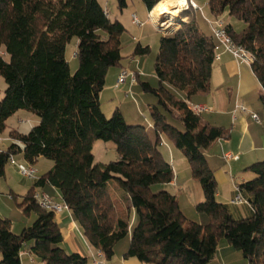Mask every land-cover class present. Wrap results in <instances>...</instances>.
I'll use <instances>...</instances> for the list:
<instances>
[{"label":"trees","instance_id":"16d2710c","mask_svg":"<svg viewBox=\"0 0 264 264\" xmlns=\"http://www.w3.org/2000/svg\"><path fill=\"white\" fill-rule=\"evenodd\" d=\"M162 1L143 0L149 12ZM117 2L121 10L128 6V0ZM208 7L211 18L228 11L244 23L237 31L226 21L235 42L254 54L252 67L264 87V0H209ZM180 16L177 28V21L171 27L176 30L160 40L155 61L159 87L141 83L158 98L151 108L153 137L145 126L129 124L119 108L111 117L102 110L108 72L122 65L125 27L110 18L99 0H0V75L7 83L0 99V132L21 109L40 118L28 133L10 131L13 142L0 150V178L15 154L34 165L41 157L54 161L19 203L24 212L35 211L34 223L15 233L11 219L0 215V264H23L27 246L41 264H87L88 257L64 248L57 214L38 205L35 193L46 185L60 191V201L69 205L84 237L108 260L131 233L125 256L147 264H209L223 238L249 264H264V160L248 167L255 177L234 191L251 212L234 214L217 197L218 181L205 154L231 132L195 114L188 104L211 90L217 42L196 14L188 10ZM74 37L79 67L72 74L66 47ZM149 52L150 46L140 42L134 49L137 55ZM261 99L264 103V94ZM164 135L184 152L202 185L204 200L196 208L210 217L206 224L189 220L169 189L153 190L173 181L172 163L160 149ZM99 139L115 143L118 159L95 161L93 144ZM117 196L127 200L126 211L117 206Z\"/></svg>","mask_w":264,"mask_h":264},{"label":"rangeland","instance_id":"374dc122","mask_svg":"<svg viewBox=\"0 0 264 264\" xmlns=\"http://www.w3.org/2000/svg\"><path fill=\"white\" fill-rule=\"evenodd\" d=\"M99 1L105 10L109 11V16L111 19H118L125 27V32L121 36L123 55L122 65L113 66L108 72L105 87L100 94L102 110L107 117H111L114 111L119 108L129 124L143 125L148 129L152 136L155 137L154 121L151 115V108L152 106L158 104V98L153 93L144 91L141 83L148 82L153 87H159L160 85L159 78L155 71V61L159 52L160 40L164 34L161 31H158L153 25L152 21L149 19V10L147 9L143 0H128V6L122 10L119 8L117 0ZM163 1L170 3L176 0ZM196 2L203 9V12L209 16V0H196ZM189 11H191V13L194 15H197V19L201 28L208 34H212V28L205 20L202 11H196L195 9ZM133 14H136L141 22H143L142 26L133 23ZM222 18L227 22H229L231 18L233 19L228 11L224 13ZM177 23L174 26H176ZM232 24L237 31L242 29L244 26V23L238 19H233ZM139 39H141L140 43L143 46H150V52L148 54H134V49L137 43H139ZM77 47L78 38L76 37H74L66 47V57L70 64L72 74H74L79 67V59L76 55ZM122 66L127 68V70L132 73H139V81L133 85H131L128 81L125 84L117 86V79ZM6 88L7 83L4 77L0 75V99L3 98ZM178 93L180 96H183L184 94L181 91H178ZM193 101L196 103V99H193ZM252 104V110L254 111L253 113H256L260 117V122L256 123L255 120L254 122L260 129V140L264 141V103L260 100L259 95H257L254 97ZM207 115L208 114L205 113L203 114V117ZM39 122L40 118L36 113L26 109L17 111L11 118L8 119L6 129L0 132V142L2 143L5 141L4 143L11 144L13 142V140H10L11 130L16 129L22 133H28L32 127L38 125ZM173 124L179 127V129L183 130V126L179 122L175 121ZM240 134L242 133L240 132ZM236 139L237 138H235V140ZM163 144L165 146L162 147V150L165 153L167 159L171 161L174 168V181L177 180L179 173L185 182H183L184 184H182V186L180 184L176 185L174 183L172 185L158 184L153 186V190L159 191L163 188L169 189L171 192L177 195L180 207L189 220L196 221L201 224L208 223L210 220L208 214L200 212L196 208V205L204 200V192L199 180L194 178L192 175L191 165L188 158L184 152L172 142L163 141ZM244 148H246V146ZM217 150V148L211 150V156L208 158L209 164L214 170L223 167L227 171V181L221 182L219 178L217 179L218 189L222 195L221 198L218 197V199L224 203L225 200L228 201L231 199L232 189H236L235 185L255 177V174L250 169H248V167L255 162L264 160V149L253 151L251 155L246 153L243 154V150L238 147L227 148V150H225L232 151L235 153L234 155H240V160H228L226 159L225 153L223 151ZM93 153L95 155V161L101 163H108L118 159L119 157L116 145L113 141H104L100 139L96 140L93 144ZM14 159L15 162L11 160L7 164L5 176L0 178V215L11 219L12 224H15L16 226V230L21 232L25 223H29L30 226L36 219L35 217L37 214L35 211L26 213L19 205L23 197L27 195L33 186L34 181L32 179L23 177L18 171V165H29V163L24 159L23 155L20 153L15 154ZM53 166L54 161L45 157L39 158L35 163V168L38 170L40 175L49 171ZM111 184L115 185L116 182L113 180L111 181ZM48 190L49 187L46 189V191ZM116 204L119 206V208H122L124 211H126V199H122L120 196H117ZM133 214L134 212L132 213V216ZM130 239L131 236L129 235V237L121 240L116 246V251L118 252L126 247L127 243L130 242ZM228 244L229 243L226 238L221 239L219 247L223 253L221 251H219V253L216 252V258L220 257L221 252L224 257L230 260V264H249L247 259H245L242 255V252L235 249L234 247H231L230 250H232V254L229 256V252L226 251V249H222L223 246Z\"/></svg>","mask_w":264,"mask_h":264},{"label":"crops","instance_id":"0c3cea01","mask_svg":"<svg viewBox=\"0 0 264 264\" xmlns=\"http://www.w3.org/2000/svg\"><path fill=\"white\" fill-rule=\"evenodd\" d=\"M154 9L155 7L153 8V10ZM153 10L151 11L152 13L154 12ZM151 12H149L148 15H149V19L153 23L154 19L153 20L151 19V15H152ZM233 19L236 18L233 17ZM233 19L231 18V20L229 21L231 24L233 22ZM139 42H141V39H139ZM216 54L219 56V58H216L213 64L211 90L205 94L195 95L190 100H188V102H191L193 104L208 106L209 110L201 114L202 116L205 113L208 114L207 116L204 117V119L214 125L222 126L223 128L231 132V136L228 139H220L215 141L205 151V153H207L206 157L208 162L211 156L210 152L215 148L218 149L217 151H223L225 154H227V153H233L232 151H225L227 150V148L238 147L241 150H243L242 151L243 154L246 153L249 155H251L253 151H256L258 149H264L263 146L264 141L260 140L261 137V134L259 133L260 129L256 126L255 124L256 121L254 122V119L252 117V114H254L253 113L254 111L252 110L253 108L252 101L254 100V97L259 95L260 100L262 101L261 96L264 93V87L261 81L259 80L257 74L255 73L252 65L239 62L233 56V54L228 52L222 45H220L219 48L216 50ZM122 69H127V68L122 66L121 70ZM184 96L185 95L183 94V97ZM193 99H196L195 101L196 103H194ZM238 105L245 106L246 111H242L238 109L237 108ZM240 132L242 134H240ZM235 138L237 139L235 140ZM163 141L164 142H168V141L172 142V141L166 135L162 137L160 149L164 157L167 159L165 153L162 150V147L165 146L163 144ZM4 142L2 143L0 142V150L6 149L10 145V143H4ZM245 146L246 148H244ZM238 156H239L238 160H240L241 157L240 155ZM167 160L170 161L169 159ZM214 172L216 178L217 179L219 178L221 182L228 180L227 171L223 167L215 169ZM183 182L185 181L181 178L180 174L178 173L177 180L174 181L173 179V181L167 185H172L174 183L176 185L180 184L182 186V184H184ZM236 186L237 185H235V187ZM48 187L49 190L46 191ZM42 189L51 196H54L55 198L57 197L58 199L56 198V200L60 201L61 199L60 191L56 187L51 185H46ZM234 191L235 189H232L230 200L226 201L225 199H223L225 200L224 203H226L233 211V213L236 215L249 214L251 210L248 205L232 202V199L234 197ZM221 196H222L221 193L218 191L217 197L221 198ZM57 221L64 235V241H63L64 248L68 252H77L83 256L88 257L87 264H92L93 255L95 254L96 249L92 247L87 241V239L84 237L82 229L78 221L76 220L74 214L68 211H63L57 214ZM135 222H136V214L134 212L131 220V226L134 225ZM26 226H29V223H25L24 227ZM12 229L15 233H20V231L16 230L15 224H12ZM129 235L131 236V233ZM129 235L127 237H129ZM220 243L221 240L219 241V245L217 249L218 253L219 251H221V248L219 247ZM129 245L130 242H128L126 247H124L118 252L116 251V247H115V254L113 258L109 260L104 258V263L105 264H147L140 261L136 257L125 256V253L129 248ZM228 245L223 246L222 249H226V251L229 252L228 254L230 256V254H232L231 252L232 250L230 249L233 246L230 243ZM221 252L223 253V251ZM221 252H220V257L216 258L215 256L214 259L209 264H216V263L230 264L229 262L230 260L224 257L221 254ZM21 259L23 264H41L40 259L30 251L29 246L23 249L21 253Z\"/></svg>","mask_w":264,"mask_h":264},{"label":"built area","instance_id":"2783aa9c","mask_svg":"<svg viewBox=\"0 0 264 264\" xmlns=\"http://www.w3.org/2000/svg\"><path fill=\"white\" fill-rule=\"evenodd\" d=\"M185 1H186V4L179 11L180 14L185 11L191 10V9H195L196 11L197 10L202 11L205 20L210 24L212 28V34L217 42V49L219 48L220 45H222L228 52L233 54V56L239 62L252 65L255 59L254 54L250 52L247 48H245L243 45H240L237 42H235V40L233 39V37L231 36V34L229 33L227 29L226 20H224L223 18L209 17L203 12V9L199 6L196 0H185ZM151 19L153 20L152 15H151ZM183 20H187V18H184ZM132 21L136 25H140V26L143 25V22H141V20L138 18L136 14H133ZM216 58H219L217 54H216ZM139 78H140L139 73L137 72L132 73L128 71L127 69H122L117 79V86L121 84H125L128 81L131 85H133L139 81ZM188 104L190 108L192 109V111L198 115L209 110V107L205 105H197L191 102H188ZM237 108L242 111H246V107L243 105H238ZM252 117L256 122H260V118L256 113H254ZM225 157L228 160L230 159L238 160L239 159V156L234 155L233 153H227L225 154ZM11 160L14 161V158H12ZM18 171L23 177H26L32 180H36L39 177L38 170L35 168V165L31 163H29L28 166L18 165ZM237 189H238V186H236L235 190ZM35 199L41 208L49 210V211H53L56 214L63 212L65 210L72 213L68 204H66L63 201L55 200L51 195H49L45 191H42V190L36 191ZM232 202L240 204V203H244L245 200L238 193L237 195L233 197ZM92 264H105L104 255L101 250L96 251L95 254L93 255Z\"/></svg>","mask_w":264,"mask_h":264},{"label":"bare ground","instance_id":"6f19581e","mask_svg":"<svg viewBox=\"0 0 264 264\" xmlns=\"http://www.w3.org/2000/svg\"><path fill=\"white\" fill-rule=\"evenodd\" d=\"M185 4V0H176L170 3L167 1L161 2L153 10L152 17L156 23H161V19L165 18L164 26L171 29L173 23L178 19V12Z\"/></svg>","mask_w":264,"mask_h":264},{"label":"water","instance_id":"95a60500","mask_svg":"<svg viewBox=\"0 0 264 264\" xmlns=\"http://www.w3.org/2000/svg\"><path fill=\"white\" fill-rule=\"evenodd\" d=\"M164 20H165V18H162V19H161V23H156L155 21H153L154 26L156 27V29H157L158 31H161L164 35H168V34L172 33L174 30H176V29L171 30L170 28H166V27L164 26ZM177 22H178V23L181 22V16H180V13H178V19H177ZM178 23H177V25H178ZM177 25H176V28H177ZM169 32H170V33H169Z\"/></svg>","mask_w":264,"mask_h":264}]
</instances>
